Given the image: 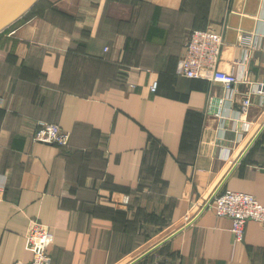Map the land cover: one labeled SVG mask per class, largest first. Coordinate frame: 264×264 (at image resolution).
Masks as SVG:
<instances>
[{
  "label": "crops",
  "instance_id": "crops-1",
  "mask_svg": "<svg viewBox=\"0 0 264 264\" xmlns=\"http://www.w3.org/2000/svg\"><path fill=\"white\" fill-rule=\"evenodd\" d=\"M194 29L223 35L229 93L177 74ZM39 123L69 144L35 143ZM263 127L264 0H40L0 34V264L31 261V220L52 264H129L162 242L135 264H264L261 224L237 241L204 206L218 190L264 205Z\"/></svg>",
  "mask_w": 264,
  "mask_h": 264
},
{
  "label": "built area",
  "instance_id": "built-area-1",
  "mask_svg": "<svg viewBox=\"0 0 264 264\" xmlns=\"http://www.w3.org/2000/svg\"><path fill=\"white\" fill-rule=\"evenodd\" d=\"M224 45L223 35L210 29H194L191 31L184 53L179 61L177 74L189 79H203L211 83H221L227 93L232 91L239 79L229 73L219 70L220 56ZM157 82L151 86L156 91ZM257 92L262 93L261 89ZM251 105L250 99L242 104V111L246 112ZM35 143L47 145L67 146L70 134L62 130L57 124L39 123L32 137ZM217 217L231 220V232L237 241L244 238L246 224L250 221L264 227V205L255 196L232 190L217 193L209 204ZM209 204V205H208ZM54 242L51 229L38 220H31L26 234V244L32 251V259L27 264H52L50 247ZM24 264V263H17ZM151 264H163L154 261Z\"/></svg>",
  "mask_w": 264,
  "mask_h": 264
},
{
  "label": "water",
  "instance_id": "water-1",
  "mask_svg": "<svg viewBox=\"0 0 264 264\" xmlns=\"http://www.w3.org/2000/svg\"><path fill=\"white\" fill-rule=\"evenodd\" d=\"M40 0H0V34L6 30L8 27L13 25L19 19H21L26 13H28ZM264 130V127L260 130L257 134L255 140L258 138L260 133ZM254 140V141H255ZM252 142V144L254 143ZM251 144V145H252ZM250 145V146H251ZM220 189V188H219ZM219 191V190H218ZM215 192L213 196L209 199V204L213 201L214 196L218 193ZM208 204V205H209ZM207 207V205H206ZM205 207V208H206ZM204 208V209H205ZM179 231L175 232L174 234L170 235L166 239L169 240L173 238ZM163 243V242H162ZM162 243L158 244L154 248L150 249L149 251L145 252L141 256L137 257L129 264H135L141 261L142 259L146 258L150 253H152L157 247H159Z\"/></svg>",
  "mask_w": 264,
  "mask_h": 264
},
{
  "label": "rangeland",
  "instance_id": "rangeland-1",
  "mask_svg": "<svg viewBox=\"0 0 264 264\" xmlns=\"http://www.w3.org/2000/svg\"><path fill=\"white\" fill-rule=\"evenodd\" d=\"M154 261H159L158 260V258H156V259H153V261H151L150 263H148V264H151V263H153Z\"/></svg>",
  "mask_w": 264,
  "mask_h": 264
}]
</instances>
